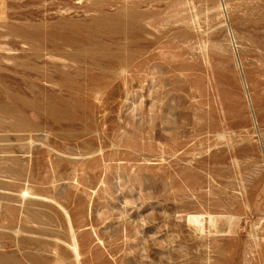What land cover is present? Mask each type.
<instances>
[{
    "label": "rangeland",
    "instance_id": "374dc122",
    "mask_svg": "<svg viewBox=\"0 0 264 264\" xmlns=\"http://www.w3.org/2000/svg\"><path fill=\"white\" fill-rule=\"evenodd\" d=\"M0 264H264V0H0Z\"/></svg>",
    "mask_w": 264,
    "mask_h": 264
},
{
    "label": "bare ground",
    "instance_id": "6f19581e",
    "mask_svg": "<svg viewBox=\"0 0 264 264\" xmlns=\"http://www.w3.org/2000/svg\"><path fill=\"white\" fill-rule=\"evenodd\" d=\"M30 196H34V193L32 194L31 192H29L28 190H25L24 192H23V194H22V198L23 199H27V198H29ZM36 196V195H35ZM60 206H62V205H60ZM63 208V210H64V207H62ZM65 211V210H64ZM207 212V211H206ZM65 214V213H64ZM68 214V213H67ZM205 215V214H204ZM208 216V215H207ZM207 216H206V218H207ZM221 216V215H220ZM224 217H226V215L224 216ZM223 217V218H224ZM228 217V216H227ZM70 218V217H69ZM68 219V218H67ZM203 216L202 215H200V214H191V215H189V217H188V221H189V223H191V224H193V226L195 225L196 226V228H199V229H201V226H202V224H203ZM221 220V219H220ZM69 221V220H68ZM217 221V220H216ZM224 221V220H223ZM70 222V221H69ZM68 222V223H69ZM228 222V221H227ZM226 222V223H227ZM205 223V222H204ZM210 223L211 224H214L215 223V218L212 216V215H210ZM69 224H71V223H69ZM209 224V223H208ZM207 224V225H208ZM210 224V225H211ZM228 224V223H227ZM69 227H71V226H69ZM203 227V226H202ZM212 228V227H211ZM214 228V227H213ZM216 228V227H215ZM214 228V229H215ZM228 228V227H227ZM70 229H73L72 227L70 228ZM204 229V228H203ZM232 229L234 230V228L232 227ZM197 230V229H196ZM202 230V229H201ZM231 230V229H230ZM232 230V231H233ZM236 230V229H235ZM204 231V230H203ZM212 231V230H211ZM210 231V232H211ZM227 231H229L228 229H227ZM73 232V231H72ZM234 234V233H233ZM73 235V234H72ZM232 235V234H231ZM75 236V235H74ZM73 236V237H74ZM73 239V238H72ZM71 239V240H72ZM75 239V238H74ZM74 242V241H73ZM72 242V243H73ZM70 243H71V241H70ZM69 244V243H68ZM71 245V244H70ZM69 248H70V246H68ZM72 250H73V252H74V254H75V256H76V258L78 259L79 258V256H81V255H79V252H78V245H77V242H74L73 244H72ZM80 259V258H79ZM77 263H79V262H77Z\"/></svg>",
    "mask_w": 264,
    "mask_h": 264
}]
</instances>
